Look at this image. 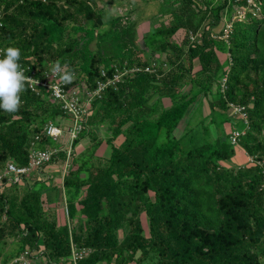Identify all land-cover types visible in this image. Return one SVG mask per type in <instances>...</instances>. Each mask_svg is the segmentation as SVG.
I'll list each match as a JSON object with an SVG mask.
<instances>
[{
    "label": "trees",
    "instance_id": "obj_1",
    "mask_svg": "<svg viewBox=\"0 0 264 264\" xmlns=\"http://www.w3.org/2000/svg\"><path fill=\"white\" fill-rule=\"evenodd\" d=\"M8 46L32 80L73 72L65 88L85 98L121 77L92 98L69 158L72 118L49 89L26 81L18 111L0 110V173L52 153L1 182L0 264L26 250L45 264H264V0H0ZM51 166L65 168L60 185Z\"/></svg>",
    "mask_w": 264,
    "mask_h": 264
},
{
    "label": "built area",
    "instance_id": "obj_2",
    "mask_svg": "<svg viewBox=\"0 0 264 264\" xmlns=\"http://www.w3.org/2000/svg\"><path fill=\"white\" fill-rule=\"evenodd\" d=\"M61 72H63L61 70ZM104 75V73H103ZM47 80L43 82H39L36 80H28L31 84H39L43 87H46L51 91V96L56 101L61 109L68 113L72 122L66 129V133L69 136V149L67 150V156L69 158L70 148L72 141L75 140L79 131L82 128V124L85 121V117L91 113L90 110V102L94 96H100L104 89L109 85H114L119 82L121 74H116L112 79H109L105 82L99 81L97 83L96 90L92 93H86V98L84 97L83 91L78 89L67 91L66 84L60 80L59 74L53 71H50L47 74ZM235 112H238L237 109L232 108ZM46 134L51 136L54 140H56L61 134L62 129L49 123L45 127ZM52 153L49 151H32L30 155V165L27 168H19L13 164H8L7 167L0 173V185L4 177H7V183L15 184L20 182V176L23 174H27L31 170L36 169L43 165V163L48 162L50 160ZM68 161V160H67ZM73 261H76L77 258L85 256L89 253L86 249H81L76 251L73 249ZM11 264H45L41 263L38 258H36L35 253H30L29 251H25L22 256L14 259Z\"/></svg>",
    "mask_w": 264,
    "mask_h": 264
},
{
    "label": "clouds",
    "instance_id": "obj_3",
    "mask_svg": "<svg viewBox=\"0 0 264 264\" xmlns=\"http://www.w3.org/2000/svg\"><path fill=\"white\" fill-rule=\"evenodd\" d=\"M20 59L19 47L8 46L0 52V110L7 113L18 111L25 82L32 80L25 74ZM53 71L59 74L60 80L64 83H71L74 78V73L71 71L61 72L59 65Z\"/></svg>",
    "mask_w": 264,
    "mask_h": 264
},
{
    "label": "rangeland",
    "instance_id": "obj_4",
    "mask_svg": "<svg viewBox=\"0 0 264 264\" xmlns=\"http://www.w3.org/2000/svg\"><path fill=\"white\" fill-rule=\"evenodd\" d=\"M224 19H222V20H220L219 21V23L216 25V26H213L212 27V32H213V34L214 35H217L222 29H223V27H224ZM154 22L152 23V21H150V20H145V21H143V22H141L140 24H139V26H138V30H137V36L139 37V39H138V45L140 46V47H143V41H142V39H141V36H142V33L143 32H148V30H152V28H153V26H154ZM195 64L197 65V61L195 62ZM204 112L205 113H207V108H206V106H205V109H204ZM234 110L233 109H230V110H228V114L229 115H234ZM69 119H62L61 120V124H60V127L62 126V124L64 123V124H68L70 121H68ZM185 122L186 121H183V123L179 126V128L175 131V135L176 136H180V134L182 133V131H183V128L185 127ZM229 130V129H228ZM102 133H103V131H102ZM101 133V134H102ZM211 133L213 134V135H215V131H214V129H212L211 130ZM121 141H122V137H118L117 139H116V141H115V144H120L121 143ZM59 144L60 145H63V146H68L69 145V136L67 135V133H63L62 135H61V137L59 138ZM90 144V141H89V139H83V140H81V142L78 144V146L76 147L77 149H76V151L77 152H79V151H84V149L88 146ZM109 152H110V148H109V146L105 143V142H103L102 144H101V146L97 149V151H96V155L97 156H100V157H107L108 155H109ZM247 160H248V158L247 157H243V162H247ZM249 161V160H248ZM66 166L68 165V161L66 162V164H65ZM58 167V166H57ZM58 169V168H57ZM60 169V168H59ZM63 170H65V168L64 169H60V170H58V171H61V176H60V174H58V173H54V174H52V179H53V182H55V181H57V182H59L60 183V181L62 182V175H63ZM59 180V181H58ZM61 184V183H60ZM0 191H2V189L0 188ZM15 194L18 196V197H21L22 195H23V191H22V189L21 188H19L18 190H16V192H15ZM44 199V198H43ZM69 202H73V201H69ZM69 206H70V208H71V212L73 213V216H75L76 218H79L80 216V211L78 210V208L76 207V208H74L73 206H74V203H70L69 204ZM73 209H75V212L73 211ZM58 214H59V217L61 218V220H62V218H63V214H64V212H63V210H59L58 211ZM143 225L144 226H146L147 225V223H146V221H144L143 220ZM12 248H16L15 247V245H12V244H10L8 247H7V249H6V251L7 250H11ZM13 261H15V260H13ZM12 261V262H13ZM12 262H10L9 264H11Z\"/></svg>",
    "mask_w": 264,
    "mask_h": 264
},
{
    "label": "crops",
    "instance_id": "obj_5",
    "mask_svg": "<svg viewBox=\"0 0 264 264\" xmlns=\"http://www.w3.org/2000/svg\"><path fill=\"white\" fill-rule=\"evenodd\" d=\"M80 152V151H79ZM58 168V169H57ZM48 172L50 173L49 175H51L52 176V174H54V173H58V174H60L59 172L60 171H58V170H60L59 169V167H57V166H51V167H49L48 169ZM59 181V180H58ZM56 182V184H59L60 185V183H61V181H60V183L59 182H57V181H55ZM43 198H44V196H43Z\"/></svg>",
    "mask_w": 264,
    "mask_h": 264
}]
</instances>
